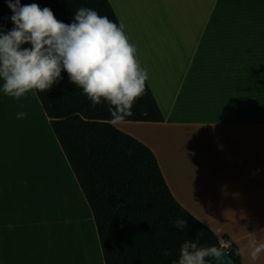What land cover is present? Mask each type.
I'll list each match as a JSON object with an SVG mask.
<instances>
[{"label": "crops", "instance_id": "1", "mask_svg": "<svg viewBox=\"0 0 264 264\" xmlns=\"http://www.w3.org/2000/svg\"><path fill=\"white\" fill-rule=\"evenodd\" d=\"M109 2L164 117L114 126L152 150L175 200L244 249L243 264H264V253L255 261L247 254L249 239L264 242V15L256 14L264 0ZM26 95L33 123L14 128L20 100L0 89V264H104L92 212L49 118L37 95ZM29 134L39 152L46 145L44 158L30 155ZM66 186L78 212L71 203L61 211ZM72 221L88 227L92 248L89 236L75 237L67 255L58 235Z\"/></svg>", "mask_w": 264, "mask_h": 264}, {"label": "trees", "instance_id": "2", "mask_svg": "<svg viewBox=\"0 0 264 264\" xmlns=\"http://www.w3.org/2000/svg\"><path fill=\"white\" fill-rule=\"evenodd\" d=\"M20 2L48 7L64 23L72 22L78 8L89 7L120 24L109 0ZM11 15L5 0H0V30L13 27ZM61 75L51 91L36 95L92 212L104 264H173L186 239L220 248L216 234L175 200L152 150L110 122L106 102L93 108L68 74ZM132 112L124 121L164 118L147 81L145 95ZM176 218H185L186 231L171 225ZM236 252L229 255L243 264Z\"/></svg>", "mask_w": 264, "mask_h": 264}, {"label": "clouds", "instance_id": "3", "mask_svg": "<svg viewBox=\"0 0 264 264\" xmlns=\"http://www.w3.org/2000/svg\"><path fill=\"white\" fill-rule=\"evenodd\" d=\"M5 3L12 11L9 19L13 25L6 32L0 30V89L5 96L19 101L28 92L47 93L63 79L64 71L69 82L82 89L93 108L105 102L109 105L113 125L133 115L132 107L145 95L150 76L122 22L117 25L94 8L80 7L72 22L64 23L50 8H41L37 3ZM26 115L18 112L16 118ZM170 223L180 232L188 228L185 218ZM244 251L238 249L236 254ZM262 253L264 242L255 237L249 239L250 259L255 261ZM222 255L225 253L221 248L186 239L173 264H216Z\"/></svg>", "mask_w": 264, "mask_h": 264}, {"label": "rangeland", "instance_id": "4", "mask_svg": "<svg viewBox=\"0 0 264 264\" xmlns=\"http://www.w3.org/2000/svg\"><path fill=\"white\" fill-rule=\"evenodd\" d=\"M261 3H262V1H261ZM260 14V15H264V6H261L260 8H259V10H258V12H256V14ZM27 96V95H26ZM26 102H27V99H26ZM15 108H16V113H18V112H24V113H26L27 115L24 117V118H22V119H16L15 117H13L12 118V125H13V127L14 128H17V127H20V128H26V125H27V127L28 128H30V126H31V123H33V115H34V112H32V109H31V106H30V101H29V105L28 104H23V102H22V100H20L19 102H17V104L15 105ZM35 125L37 126V127H39L40 126V123H39V117H38V115L36 114L35 115ZM36 139H38V137H37V134H35V135H30L29 134V136H28V141H30L31 143H33L34 145H35V147H36V149H33V148H31V145H30V147L28 148V151H29V153H30V155L32 154V153H34V154H37L36 155V157L38 158H44L43 156H44V154H45V146L46 145H44V144H42V146H43V149H40V152L37 150V144H40L41 142H39V141H35ZM33 140V141H32ZM30 143V144H31ZM37 143V144H36ZM66 188H68L67 186H66ZM67 191H66V193H64L63 192V194H64V197L63 198H59L58 199V204L59 205H62V203H63V201H64V203L67 201V198H69V200L71 201L72 200V202H71V204H72V206H73V208L75 209V211L76 212H78V209L76 208V204L78 205V203H77V201H76V198L75 197H71L70 195H69V193H70V191H69V189H66ZM69 200L67 201V203L70 205V203H69ZM64 203H63V205L61 206L62 207V210L61 211H67V208H63L64 206H66V205H64ZM69 207V206H68ZM77 209V210H76ZM63 215V213H60V216H62ZM60 216H54V215H51V216H49L50 217V219L52 220V219H54L55 217H59L60 218ZM74 214H68V215H65V218L68 220V221H70V219H74ZM61 218H63V217H61ZM67 224V225H66ZM66 224H64L63 223V225H60V228H61V230L63 229V231H61L60 230V233H59V235H60V237H61V232L63 233L64 231H65V233H64V236H62V240H64V237L66 236V233L69 231V229H71V231L73 232V233H75L74 232V230H76V237L78 238L79 237V235H80V233L79 232H77V231H79L80 230V232H81V235L83 236L84 235V238L81 236V240H83V239H85L86 238V236L88 237L89 236V242H87L88 243V247H89V249H91L92 248V246H91V243H90V241H91V237H90V231H89V229H88V227H87V229H86V227L83 225V227H82V225H80V223H76V222H73L72 221V223H66ZM73 224L75 225V226H73ZM84 224V223H83ZM76 225H80L79 226V230H77V227H76ZM63 228H62V227ZM88 226V225H87ZM67 227V228H66ZM76 229H75V228ZM81 227H82V230H81ZM84 227H85V229H84ZM68 230V231H66V230ZM82 231H83V234H82ZM88 232V233H87ZM79 233V235H77ZM87 234V235H86ZM89 234V235H88ZM58 238H59V236H58ZM71 238V237H70ZM74 236H73V241H74ZM61 240V239H60ZM59 240V241H60ZM61 240V241H62ZM65 240H66V237H65ZM64 240V241H65ZM60 241V245H61V243L63 242H61ZM70 243H71V240H70ZM69 243V244H70ZM72 244V243H71ZM60 245H59V247H60ZM62 245H63V243H62ZM62 245H61V248H62ZM70 247V246H69ZM68 247V249H69V251H70V248ZM60 248V249H61ZM67 255H70L69 254V252H68V254ZM95 260H96V258H95ZM69 262L70 261H66L65 262V264H69ZM95 264H97L96 262H95Z\"/></svg>", "mask_w": 264, "mask_h": 264}, {"label": "bare ground", "instance_id": "5", "mask_svg": "<svg viewBox=\"0 0 264 264\" xmlns=\"http://www.w3.org/2000/svg\"><path fill=\"white\" fill-rule=\"evenodd\" d=\"M68 189V188H67ZM65 193V192H64ZM67 194V193H66ZM69 200V198H67V201ZM67 201L64 203V205H66V206H64V207H67L68 206V203H67ZM72 202V200L70 201L69 200V203H71ZM62 213H64V212H62ZM60 216V215H59ZM61 217H63V216H60V218ZM64 224H66V223H64ZM67 225V224H66ZM73 226H75L74 224H73ZM80 226V225H79ZM79 226L78 225H76V227H77V230H79ZM62 227V226H61ZM63 228V227H62ZM65 228V227H64ZM63 228V229H64ZM67 228V227H66ZM75 228V227H74ZM63 229L61 230V228L59 229V230H61V231H63ZM76 229V228H75ZM66 230V229H65ZM81 230H82V227H81ZM66 231H68V230H66ZM60 232V231H59ZM74 232L75 233H73L72 231H71V229H69V231L66 233V240H65V238H64V240H62V236H64V233H65V231H64V233H62L61 232V237H60V235H58L59 236V240L63 243V245H62V243H61V245H62V248H64V250H66L67 252H69V254H70V251H69V249H68V247L70 246V244L73 242V236H74V238L76 237L75 235H76V230H74ZM77 232H79L80 233V235H79V233L77 234V235H79V237H81L82 235H81V232H80V230L79 231H77ZM88 233V232H87ZM82 234H83V231H82ZM89 235V234H88ZM71 237V238H70ZM83 238H84V235L82 236ZM82 239V238H81ZM70 240H71V243H70ZM60 241H59V243H60ZM74 241H75V239H74ZM70 243V244H69ZM61 245H60V247L59 248H61ZM88 245V244H87ZM92 246V245H91ZM90 247V246H89ZM70 248V247H69ZM61 250V249H60Z\"/></svg>", "mask_w": 264, "mask_h": 264}, {"label": "built area", "instance_id": "6", "mask_svg": "<svg viewBox=\"0 0 264 264\" xmlns=\"http://www.w3.org/2000/svg\"><path fill=\"white\" fill-rule=\"evenodd\" d=\"M218 244H219V247L222 248V250L228 254L234 251L232 241L226 237H222L221 239H219ZM229 244L231 245V247L228 246Z\"/></svg>", "mask_w": 264, "mask_h": 264}, {"label": "water", "instance_id": "7", "mask_svg": "<svg viewBox=\"0 0 264 264\" xmlns=\"http://www.w3.org/2000/svg\"><path fill=\"white\" fill-rule=\"evenodd\" d=\"M225 255H222L221 257L217 258L216 263L217 264H240L236 262L228 253L223 251Z\"/></svg>", "mask_w": 264, "mask_h": 264}]
</instances>
